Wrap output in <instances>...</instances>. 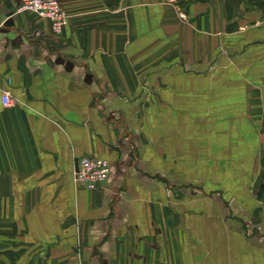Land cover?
<instances>
[{"label": "crops", "instance_id": "crops-1", "mask_svg": "<svg viewBox=\"0 0 264 264\" xmlns=\"http://www.w3.org/2000/svg\"><path fill=\"white\" fill-rule=\"evenodd\" d=\"M61 3L70 17L57 35L0 0V207L16 224L3 233L15 240L6 255L20 251L14 264H34L36 253L43 264H264V0ZM185 48L245 59L235 92L244 103L235 97L211 131L171 97L138 113L140 58H188ZM86 155L113 165L94 191L74 178ZM168 183L197 191L176 195Z\"/></svg>", "mask_w": 264, "mask_h": 264}, {"label": "rangeland", "instance_id": "rangeland-1", "mask_svg": "<svg viewBox=\"0 0 264 264\" xmlns=\"http://www.w3.org/2000/svg\"><path fill=\"white\" fill-rule=\"evenodd\" d=\"M238 33H243V30L238 31ZM172 49L175 50L176 48ZM187 50L189 52L188 58H171V56H165L166 58H140L141 62L139 61L138 63V69H140V74L145 73L143 79L138 80L140 89V94L136 96L138 99L136 104L138 103L137 105L140 110L138 113L142 119L146 118V115L148 116L152 113V104L155 101L164 102V98L171 97L173 98V102L184 107V110L189 113L193 120L203 118L206 125L210 124L207 129L211 131L212 118H227L229 110H231L230 105H233V99L235 97H242V100H239V102L241 104L244 103V95L235 96V92H240L236 91V89L243 87L245 83L243 73L245 70V59L212 58V48L210 50L205 49L203 58L202 53L194 55L190 48H185L184 56ZM171 53L168 52V54ZM250 59L248 60L250 61ZM184 87L188 89L187 94H184V91L181 93ZM230 88L233 90L231 91L233 92L232 94H229ZM103 98H105V95L102 94L94 96L95 101L104 112L105 108L102 106L101 101ZM213 109H216V111L213 112ZM116 120H119L118 124L125 122L121 116H117ZM127 128L131 130L128 126ZM140 129L144 131L142 127ZM112 167L113 165L111 163L109 177L113 173ZM100 186L96 189L100 188ZM168 186L176 195L180 194L182 192L181 190L184 189H190L194 192L197 191V187L192 183L183 185L168 183ZM96 189L87 190L94 191ZM198 191L200 192V188ZM263 192L264 190H259L258 194L260 197L264 196ZM216 193L217 195L219 193V196L222 195L221 192ZM11 214V207H0V264L20 262V251H18L17 255L14 254L13 256L6 255L5 253L6 246H9L6 243L15 241L14 238L11 239L9 236L3 234L16 230V227L13 228L16 224L8 220ZM13 245L15 244L13 243ZM47 257L36 253L30 256V261L34 264H43Z\"/></svg>", "mask_w": 264, "mask_h": 264}, {"label": "built area", "instance_id": "built-area-1", "mask_svg": "<svg viewBox=\"0 0 264 264\" xmlns=\"http://www.w3.org/2000/svg\"><path fill=\"white\" fill-rule=\"evenodd\" d=\"M18 12H32L37 17L51 22L52 30L59 35L69 23V14L61 0H16ZM3 103L12 104L8 91H4ZM111 173V162L103 156H83L77 164L74 178L77 184L86 189H96L104 183Z\"/></svg>", "mask_w": 264, "mask_h": 264}]
</instances>
